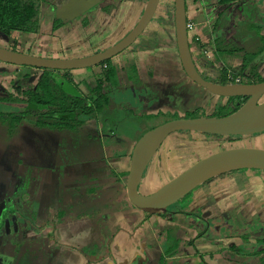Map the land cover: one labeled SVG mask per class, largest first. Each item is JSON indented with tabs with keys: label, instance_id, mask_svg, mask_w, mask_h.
<instances>
[{
	"label": "crops",
	"instance_id": "0c3cea01",
	"mask_svg": "<svg viewBox=\"0 0 264 264\" xmlns=\"http://www.w3.org/2000/svg\"><path fill=\"white\" fill-rule=\"evenodd\" d=\"M249 1L255 4V0ZM142 2V0H112L113 4H110L108 12L102 11V6L96 3L83 10L78 16L54 17V20L59 19L61 23L55 30L52 29L54 20L44 24L39 18L37 33L14 32L24 34L21 37L23 40L29 37L32 42L35 39L34 44H31L32 48L28 46L19 50L23 52L33 50V55L52 58L93 54L94 48L98 50L107 48L132 28L136 21L134 17L126 18L128 10L125 9ZM218 2L219 0H198L196 3L206 11L209 7L217 10ZM66 3H62L59 8ZM192 5L194 6V3ZM187 8L186 3V10ZM209 13H213L212 10ZM257 29H262L264 35V20ZM14 33L12 37H15ZM11 36L0 31V45L8 46L2 41H7ZM258 39L255 37L254 41L257 42ZM45 42L50 44L46 46ZM259 43L263 45V39L260 38L257 44ZM41 44L45 46H42L39 51L36 45ZM260 44L256 48L261 47ZM214 45L215 49L219 47L218 44ZM241 48L244 52L250 50L248 47ZM218 51L219 49H216V55L222 59V55L217 54ZM222 54L225 56L223 63L226 68L228 61L240 63L239 66H235L236 72H233L237 73L241 66L243 51H237L236 57H232L227 51ZM136 55L138 59L142 57L140 52H136ZM120 59L122 58L116 55L112 60L118 85L111 92L112 94L114 92L128 93L129 100L126 102L125 110L127 113H132L131 109L135 107L131 104L134 100L140 103L139 109L143 103L139 101L140 94L134 92V85L128 79L127 70H125L127 76L125 78L131 86L121 85ZM254 62L257 64L256 72L264 78V52ZM2 64L6 63L0 61V65ZM132 64L135 65L138 73L139 86L148 93V88L141 86L146 81L140 75L138 66L133 62ZM94 67L69 70L68 74L77 71L78 74L82 73L83 77L89 76L95 81L103 80L104 73L93 74ZM224 71L231 72L230 69ZM29 73V70L23 73L24 79L28 78L26 74ZM1 74H3L2 71ZM241 76L247 77L246 71ZM81 83L87 89V92L81 91V93L87 97L92 95L93 88H89L84 80H81ZM110 103L101 114L85 121L73 131V136L82 139L84 146L67 149L73 151L72 153L81 152L83 157L71 154L70 158L78 159L67 161L53 159L46 166L41 167L44 170L47 169L46 178L36 175L38 178L36 187L27 205L32 209L23 213L32 215L33 218L37 213L36 227L33 223L30 227L33 229H25V232L33 234L31 239L41 240L44 236L62 237L66 240L72 238L76 243H82L83 248L96 249L94 255L90 253V259L103 253L100 254L102 257H99V262L93 264H264V171L240 169L228 172L202 184L182 198L177 205L176 210H179L177 214L147 215L134 208L127 199L125 183L134 143L131 140L127 141L123 147L121 143L123 140L117 138L110 123L111 99ZM147 106L151 105L147 103ZM158 113L164 112L163 110L154 112V114ZM204 115L211 114L204 112ZM260 135L262 136L259 138V146H249L243 140L223 143L226 145L228 143L226 148H264V133ZM213 138L214 136H206L198 132L171 133L146 168L139 191L144 194L151 193L182 172L184 169H179V164L188 162L184 153L193 152L191 155L195 156L196 161L207 156L208 154L200 155L201 151L193 148L205 149L207 142ZM91 144L94 146L92 147ZM184 146L185 149H182ZM196 152L198 155H195ZM18 167V165L15 166V182L19 181L18 185L22 186L23 179L20 174L24 169L36 166L27 165L19 169ZM17 189V192L24 190L18 186ZM18 195L12 193L8 198L18 200L20 206H26V199L19 201ZM92 199L94 201H91ZM86 204H90V207L85 206ZM81 205H84L82 212L84 215L86 213L84 219L77 211L78 206ZM60 209H66L61 218ZM19 213L22 212L19 211ZM107 237H110V242L108 248L104 249L102 243ZM66 240L62 241L64 243L61 246L65 245L68 247L66 250H70L71 246L69 242H65ZM48 245L50 246L48 251L51 248L53 250L52 256L54 251L58 255L61 253L58 244L52 245L48 242ZM167 248L171 249L169 253H165ZM71 258L69 256L68 263L65 264H72Z\"/></svg>",
	"mask_w": 264,
	"mask_h": 264
},
{
	"label": "rangeland",
	"instance_id": "374dc122",
	"mask_svg": "<svg viewBox=\"0 0 264 264\" xmlns=\"http://www.w3.org/2000/svg\"><path fill=\"white\" fill-rule=\"evenodd\" d=\"M70 0H42L39 5V18L44 24H48L56 17L55 12L60 9L62 3L69 2ZM101 1V2H100ZM139 5H132L133 7L126 8L127 19L134 17V21L139 18L146 0ZM112 0H99L98 4L105 6L111 3ZM188 4L187 18L194 23L195 30L190 33L189 43L191 47L192 57L200 73L209 81L217 82L221 76L220 72H226L224 70L230 69V74L236 72L235 66H239L234 61L226 62L225 56L222 54L228 52L232 57H236V52H230L229 50L237 49L239 47H248L250 50L257 49L258 40L264 39L262 29H257L256 25H259L264 20V0H255V4L249 1L247 6L237 5L234 9L229 10L218 22L216 33H213L215 26V17L213 14L204 11L196 2L192 0H186ZM194 3V6L192 5ZM135 12V14H134ZM173 12H174V0H159L157 9L153 18L142 32V34L124 51L120 52V71L121 73V85L131 86L126 81V72L128 66H134L135 63L139 68V73L146 81L144 85H140L144 88H148L144 94L138 96L139 101L143 103V106L139 109V104L135 100L132 102L134 109L131 112L125 110L127 101L129 100L128 93L121 94L119 92H110V99L112 100V115L110 116V123L113 126L114 132L119 139H122L121 143L126 145L127 141L135 144L139 137L149 129L164 123L174 117L170 115L177 113L182 115L185 111H192L194 109L203 110L205 113L211 114L214 111L217 101L220 100L219 105H223L226 99H217L216 95L208 92L200 86L189 81L184 74L180 61L177 55L175 34L173 26ZM53 22V21H52ZM255 24V25H253ZM264 32V31H263ZM192 34V35H191ZM263 36H261V35ZM15 37H10L7 41H2L11 47L15 45L18 51L25 49L31 44H34V40H23L22 35L14 33ZM215 36L219 38V41L215 39ZM194 37V38H192ZM197 37V39H195ZM259 38L254 41V38ZM13 38V39H12ZM103 38V37H102ZM104 39V38H103ZM50 44L49 42H45ZM218 44L219 51L222 55V59H219L216 55L215 45ZM262 45V44H260ZM44 44L36 45L39 51ZM32 48V46H31ZM259 48V47H258ZM20 49V50H19ZM33 51V50H32ZM30 51H24V53L32 54ZM97 48H94V52H99ZM23 52V51H20ZM136 52L142 53V57L138 59ZM144 57V62H143ZM115 59V58H114ZM113 60V58H112ZM219 61V62H218ZM115 63L116 59H115ZM5 64V63H4ZM7 64V63H6ZM0 65V97H6L9 91H14L16 87L24 89L27 83H30L31 87L34 86L38 77L42 73L38 68H25L15 67L12 65ZM132 64V65H131ZM136 68V67H135ZM28 78L24 79V72H28ZM104 65L95 66L93 74H100L105 72ZM59 73V71H56ZM69 72V71H68ZM60 72L59 74H61ZM228 74V73H227ZM70 78L77 83L80 91L87 92L84 84L81 80H84L88 84L89 88H95L97 81L91 79V77H83L82 73L78 74L77 71L69 73ZM239 78V77H238ZM239 80H244L239 78ZM144 81V82H145ZM103 84L106 87L105 77H103ZM64 85V84H63ZM30 87V88H31ZM147 90V89H146ZM160 100L158 103H154L153 106H147V100L149 98ZM131 99V98H130ZM111 104V103H110ZM237 106L232 104L226 109L221 111V114H227L233 111ZM7 109L0 104V110ZM157 110H163L164 114H156L154 116H147L146 114H154ZM142 113V115H140ZM198 115H200V112ZM8 122V119L6 120ZM33 120L31 118H25L18 126L13 134H9L6 122H0V264H65L68 263V257L73 259L72 264H93L99 262L100 254L95 257H89L90 254L83 252L84 245L82 243H76L74 239L66 240L65 238H52L44 236L41 240H33V234L25 232L28 226V220L25 213L32 208L27 207L31 201V195L33 189L36 187V175L46 178L47 169L44 170L41 167L46 166L48 163L55 161H67L70 159L71 154H75L78 157H83L80 152L72 153L67 148H78V146H84L82 139L74 137L71 131H53L48 128H37L33 126ZM77 128V127H76ZM262 135H251L237 137L233 140H243L248 143L249 146H259V138ZM130 137V138H128ZM254 139V140H252ZM223 142H228L224 139L213 138L207 142L205 149L193 148L196 151H201L200 155L211 154L213 151H219L225 149L228 146ZM233 142V141H232ZM164 143V142H163ZM132 144V146H134ZM234 145V144H233ZM93 147L94 145L91 144ZM133 148V147H132ZM185 149V146L184 148ZM47 151V152H46ZM96 154V152H93ZM178 153V152H177ZM193 152H186L184 155L187 157L188 162L179 164V169H186L189 165L196 162L195 156L191 154ZM82 156H79L81 155ZM180 154V153H179ZM195 155H198L197 152ZM74 157V156H73ZM184 157V158H186ZM78 159V158H77ZM81 160V159H80ZM24 168L27 165H34V168L22 169L20 174L23 179L22 186L16 183L15 166ZM21 170V169H20ZM19 170V172H20ZM34 179V180H33ZM33 181L35 183H33ZM17 186L24 188L22 192H17ZM42 186V185H41ZM12 193L14 195L19 194V201L26 199V206L18 205V200L13 201V198H8ZM3 200H2V199ZM2 200V201H1ZM91 201H94L93 199ZM13 203L15 205H13ZM178 205V204H177ZM177 205L172 208L175 211ZM85 206L90 207V204ZM84 205L78 206L77 211L82 219L86 218L84 212H82ZM21 211L22 213H18ZM167 214V213H165ZM19 222H16V221ZM37 213L34 214V226L36 227ZM63 240L69 242L71 248L66 250L67 246H61ZM50 244H58L60 247L59 255L55 253L52 256V248L48 251ZM110 237H107L102 243L103 248H108ZM106 243V244H105ZM64 251V252H62ZM97 255V254H96ZM106 257V256H105ZM52 259V261H51ZM55 259V260H54ZM59 259V260H57ZM95 263V264H97Z\"/></svg>",
	"mask_w": 264,
	"mask_h": 264
},
{
	"label": "water",
	"instance_id": "95a60500",
	"mask_svg": "<svg viewBox=\"0 0 264 264\" xmlns=\"http://www.w3.org/2000/svg\"><path fill=\"white\" fill-rule=\"evenodd\" d=\"M99 0H70L55 15L57 18L78 16ZM159 0H146L132 28L107 48L91 55L71 58L42 57L12 50L0 45V61L53 71H69L95 66L128 48L145 30L154 16ZM186 0H174L173 26L181 68L189 81L208 92L234 98L239 107L223 116L170 119L144 132L135 142L125 183L129 203L147 215H158L179 202L203 183L231 171L257 169L264 171V148L227 147L198 159L157 190L144 194L139 185L157 150L173 132L187 131L211 135H246L264 133V80L257 83L209 81L200 74L192 57L187 31ZM244 101L241 103L240 101Z\"/></svg>",
	"mask_w": 264,
	"mask_h": 264
},
{
	"label": "trees",
	"instance_id": "16d2710c",
	"mask_svg": "<svg viewBox=\"0 0 264 264\" xmlns=\"http://www.w3.org/2000/svg\"><path fill=\"white\" fill-rule=\"evenodd\" d=\"M41 1L42 0H0V31L8 36H11L15 31H20L22 33H37L39 30V5ZM193 1L197 2L198 0ZM248 2L249 0H219L217 3V10L212 7L207 8L206 11L210 12L212 10V14L215 17L213 33L215 34L217 31L216 28L218 27L219 20L229 10L238 7L237 5L247 6ZM109 6L110 4L102 6V11L108 12L110 10ZM261 24L262 23L256 25V27H259ZM60 25V20L55 19L52 23V29L55 30L60 27ZM188 36H190L189 33ZM215 39L216 41H219V38L216 36ZM7 48L18 51L15 45ZM216 49H219V47H216ZM239 50L241 52L243 51V54L238 72L232 73L231 80L227 77V71L220 72L221 76L217 82H235V78L238 76L244 79L239 80V82L257 83L263 81L264 78L256 72L257 64L254 61L264 52V39L263 45L257 49L246 50L244 52L243 48L239 47L229 51L234 52ZM101 65H104L106 68L104 72L105 81L107 83L106 87L103 84V80L97 81L96 87L91 89L92 95L88 97L81 93L78 84L74 83L72 78H70L68 71H60L62 73L58 74L53 70L42 69V73L33 87H31L30 84H27L24 89L16 87L15 90L9 93L6 97H0V104L7 108L4 111L0 110V122H6L9 134H13L25 118H31L34 121L33 126H36L37 128H48L58 132L68 130L71 131L73 135V131L76 127L103 112V109L110 103L111 90L118 85L116 69L112 64L111 59L102 61ZM26 68L30 67L26 66ZM244 71H246L247 77L241 76ZM137 74V70L133 65L128 67L127 76L128 79L133 82L134 92L136 94H144V90L139 86V78ZM28 75L29 74H26V77ZM234 100V98H228L225 104H216L214 111L210 116H223L234 112L239 107L234 103ZM243 101L244 99L240 102L242 103ZM151 102L152 99L147 100L148 104ZM232 104H235L237 107L233 109V111L222 115L221 111L228 106H232ZM197 112H200V115H198L199 113ZM158 114L164 115V113ZM146 115L154 116L156 114ZM170 116L174 117L172 119H190L204 117L205 115L204 111L199 108L192 111H185L182 115L173 113ZM7 119L8 122L6 121ZM204 135L215 136V138L224 139L226 141H233V139L237 137L246 136L211 135L206 133H204ZM177 204L178 202H175L163 213H168L170 215L177 214V210H172ZM66 209H60V218L65 214ZM29 216L30 218L27 221L28 226L32 227L34 218L32 215H27V217ZM170 250V248H167L165 253H169ZM95 251L96 249L94 247L83 248L85 254L91 253V255H94Z\"/></svg>",
	"mask_w": 264,
	"mask_h": 264
},
{
	"label": "flooded vegetation",
	"instance_id": "af4514ba",
	"mask_svg": "<svg viewBox=\"0 0 264 264\" xmlns=\"http://www.w3.org/2000/svg\"><path fill=\"white\" fill-rule=\"evenodd\" d=\"M131 45H132V44H131ZM129 47H130V46H129ZM126 49H128V48H126ZM100 51H101V50H100ZM95 53H96V52H95ZM90 55H91V54H90ZM80 57H82V56H80ZM112 58H113V57H112ZM112 58H110L111 61H112ZM100 64H101V63H99V64H97V65H95V66H98V65H100ZM104 67H105V66H104ZM213 95H214V94H213ZM216 97H217L218 100L221 99V97H219V96H216ZM149 99H152V102L149 103V104H151V106H153L154 103H155L156 101L154 100V98H151V97H150ZM224 99H226V102H227L228 98L223 97V100H224ZM159 101H160V100H157L156 103H158ZM218 102H220V100L217 101L216 104H219ZM226 102H225V103H226ZM236 102H237V100H234V103H236ZM225 103H224V104H225ZM146 104H147V103H146ZM149 104H148V105H149ZM220 105H221V104H220ZM158 111H159V110H157V112H158ZM157 112H156V113H157ZM164 115H165V114H164ZM185 132H186V131H185ZM214 138H215V136H214ZM157 151H158V150H157ZM130 154H131V153H130ZM129 162H130V159H129ZM9 198H10V197H9ZM1 199H2V198H1ZM3 199H4V198H3ZM3 199H2V200H3ZM2 200H1V201H2ZM13 201H16V200H13ZM13 205H15V204L13 203ZM175 210H176V209H175ZM177 211H179V210H177ZM17 212L19 213V211H17ZM167 215H169V214L167 213ZM15 221H16V220H15ZM16 222H19V221H16Z\"/></svg>",
	"mask_w": 264,
	"mask_h": 264
},
{
	"label": "built area",
	"instance_id": "2783aa9c",
	"mask_svg": "<svg viewBox=\"0 0 264 264\" xmlns=\"http://www.w3.org/2000/svg\"><path fill=\"white\" fill-rule=\"evenodd\" d=\"M194 27H195V26H194V23H193L192 21H190V20H187V31H188L189 34L192 33V31L195 30ZM191 35H192V34H191ZM195 39H197V37H196ZM227 77H228L230 80L232 79V75H231L230 73L227 74ZM235 82H239V78H238V77L235 78Z\"/></svg>",
	"mask_w": 264,
	"mask_h": 264
}]
</instances>
